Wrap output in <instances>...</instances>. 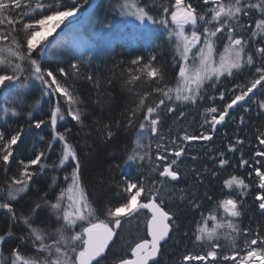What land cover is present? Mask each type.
Wrapping results in <instances>:
<instances>
[{
	"label": "snow or ice",
	"instance_id": "6c2138e0",
	"mask_svg": "<svg viewBox=\"0 0 264 264\" xmlns=\"http://www.w3.org/2000/svg\"><path fill=\"white\" fill-rule=\"evenodd\" d=\"M88 3L0 0V111L6 122L24 120L0 127V264H161L174 240L191 245L175 264H264V223L243 225L250 194L264 218V0H122L118 14L163 29L172 56L166 67L136 55L108 75L92 70L93 26L77 15ZM66 20L65 37L48 40ZM72 34L80 56L60 51L49 62ZM117 76L130 102L111 115ZM224 80L232 83L221 90ZM187 107H202L194 132L169 123L182 124ZM229 121L232 134L218 145ZM30 136L31 155L18 159ZM89 139L119 153L101 178L115 202L98 201L83 179L80 144ZM133 165L135 177L112 174ZM230 168L245 171L225 178ZM181 207L195 216L190 228ZM141 218L145 236L113 251L124 225Z\"/></svg>",
	"mask_w": 264,
	"mask_h": 264
},
{
	"label": "trees",
	"instance_id": "16d2710c",
	"mask_svg": "<svg viewBox=\"0 0 264 264\" xmlns=\"http://www.w3.org/2000/svg\"><path fill=\"white\" fill-rule=\"evenodd\" d=\"M81 3H83V0H80ZM118 2H122V0H101L100 3L97 4V6L92 10L91 13V20L92 26L94 25H102L106 22L109 23L110 20L115 15V12L118 11L116 8V4ZM88 4H84L82 9L87 8ZM81 9V10H82ZM94 32L96 29L93 30ZM94 32L91 34L90 32L85 33V35L89 36V48L91 50V54L93 55L94 59L92 62V70L102 74V75H108L110 74V70L114 68L116 64H120L123 62L126 64L130 59L134 58L136 55H142L145 57V59L149 58L151 55L155 54L158 57V61L160 63H163L166 67H168L171 56H172V50L171 47L165 43L166 36L163 32V29L158 28L155 29L154 32L151 34V39L147 43V39L143 38L140 41H129L128 39H120L117 38L113 40L112 42L108 43L106 46L103 45V43L98 38L99 34H94ZM56 37L64 38L65 34H59L52 36L48 40H53ZM78 36L76 34L68 35L66 37V42L63 48H54L53 52L49 55L47 58L49 62H53L57 60L58 58L63 59L61 57H58L57 53L60 51H66L70 55L79 57L80 56V49L78 48ZM66 62V61H65ZM171 74V69L169 70ZM118 72V70H117ZM115 79V82L112 86V95L114 96V104L112 105L111 115H115L122 107L126 106L130 101L128 97L125 95V93L122 91L119 83V77L117 76ZM231 81L224 80L222 81L221 85H217L218 88H221V90L224 87H230ZM84 92V98L89 101V106H91V94L92 90L90 86L87 84L80 85ZM141 89H143L145 86L140 85ZM211 91V90H210ZM38 95V94H37ZM230 95V94H229ZM5 93L0 92V109L5 104ZM36 96H28L27 101L31 103ZM264 98V97H261ZM217 103H222L217 101ZM204 106H207L205 103ZM47 111V108L45 107V112ZM185 111L188 113L187 117L183 120L182 124L180 122H175L174 118L173 120H170L169 123L173 127H186L190 132H194L199 128V123L201 121V115L202 107H187L185 108ZM237 114H239L240 110L237 109ZM16 118H12L10 120H7L3 117L2 111H0V127L8 128V125L11 124V128L15 129L17 127V124H23L24 120L21 119L19 121H16ZM68 127H73L74 132L76 131L74 127V122H66ZM256 123H259V121L254 120L253 127ZM235 127V125L229 121L227 127L220 126L217 137H216V143L219 145L222 141L226 142L224 140V133L228 132L229 135L232 134V130ZM62 130V129H61ZM39 130H34V133ZM40 134L47 135L48 131L44 130ZM249 137H251V132H246ZM83 134H81L82 136ZM129 137H125V139H128ZM75 139L79 140L80 137H75ZM36 145L40 146L41 142L38 140V137L36 139ZM88 145H92V139L88 140V144L85 145L83 142L80 144V151L82 154V157L84 159V168H83V179L85 183L87 184L89 191L91 192L92 196L96 198L98 201H102L104 203L108 202H115L116 196L114 194V190L110 189L106 186V183H101V178H104V180H107V177L109 175L110 171V165L113 163L114 160L118 161L119 153L114 152L113 148L115 146H103L99 145L97 142L96 145H92L89 147ZM197 151L203 152L204 146H195ZM248 149H245L246 154L248 153ZM32 152V137L30 136L28 138V143L25 145V148L22 152H20L18 159L24 158L27 155H31ZM53 158H55L53 156ZM244 169H235L230 168L226 169L224 172V177L226 178L229 172H237L238 174L243 175ZM112 174L116 175L117 179L119 180L121 175H128L130 177L137 176V169L135 165L131 167H125L123 170V173H121L119 170H113ZM2 182V181H0ZM41 184H43V181H41ZM213 191L214 194L217 197H221L222 193L220 192V183L213 182ZM248 205H250L247 214L243 218V225L248 226L251 225L252 227H256L257 223H264V218L259 217L258 213H256L255 205L252 201V196L250 194L248 200ZM210 205L208 203L205 204V208L209 207ZM174 205H169V208H173ZM180 213V223L182 228H190L192 226L193 220L195 219V216L187 210L185 207H181L178 209ZM179 235V234H178ZM145 231H144V225H143V218H141L140 221H131L129 224L124 225V231L120 233V238L116 241V247L113 251H119L123 252L125 250V244L129 239H134L138 237H144ZM190 248L191 245H180L177 246L175 243V240L168 245H165V252L163 255V258L161 260V264H175V262L179 259V257L184 253L185 248ZM196 251H199V249H195Z\"/></svg>",
	"mask_w": 264,
	"mask_h": 264
},
{
	"label": "rangeland",
	"instance_id": "374dc122",
	"mask_svg": "<svg viewBox=\"0 0 264 264\" xmlns=\"http://www.w3.org/2000/svg\"><path fill=\"white\" fill-rule=\"evenodd\" d=\"M100 2L101 0H97L96 3H93V0H89L87 8L82 9L81 12L78 13L77 15L81 18V20H89L92 23L93 21V19L91 20L92 10ZM70 19H75V18L73 17ZM109 23H112L114 25V27L110 30L104 29L103 27L104 24H102V25H94L93 30L96 29V31L90 32L91 34L93 32L94 34L96 33L99 34L98 38L105 46L117 38H120L121 40L129 38V41H135L136 43L137 41L146 38L148 43V41H150L151 39V34L154 32L155 29L159 28V26L151 25V24H149L147 27L143 25H139V22L135 21L134 18L132 17H121L118 14V11L115 12V15L113 16V18L110 20ZM65 25H68V27L66 28ZM65 25H61V28L57 29L50 36H48V39H50L52 36L56 35L57 33L59 34L68 33L71 25H69L67 20L65 21Z\"/></svg>",
	"mask_w": 264,
	"mask_h": 264
},
{
	"label": "water",
	"instance_id": "95a60500",
	"mask_svg": "<svg viewBox=\"0 0 264 264\" xmlns=\"http://www.w3.org/2000/svg\"><path fill=\"white\" fill-rule=\"evenodd\" d=\"M97 2V0H93V3H96Z\"/></svg>",
	"mask_w": 264,
	"mask_h": 264
}]
</instances>
